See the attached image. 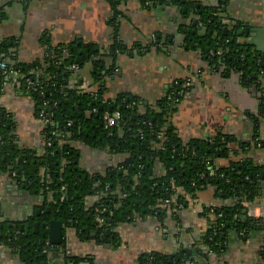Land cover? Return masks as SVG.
<instances>
[{"label": "trees", "instance_id": "obj_1", "mask_svg": "<svg viewBox=\"0 0 264 264\" xmlns=\"http://www.w3.org/2000/svg\"><path fill=\"white\" fill-rule=\"evenodd\" d=\"M124 1L108 0L114 12L112 44L107 54L114 60L111 71L119 55L134 51L124 44L115 28ZM139 1L146 6H193L188 0ZM200 14L202 33L192 34L191 46L200 51L212 69L235 72L246 86L257 87L260 108L252 140L242 142L219 129L209 139L183 141L172 118L186 93V81L175 82L155 107L144 106L143 99L126 93L107 99V88L98 76L94 80L101 82L96 88L72 86L77 71L74 65L81 69L86 62L94 61L97 67L104 61L97 57L95 44L61 46L44 62L29 66L8 63L23 75L19 79L34 98L38 114L44 110L49 118L44 148L38 154L18 145L11 120L0 109V172L7 173L18 187L43 196L44 212L35 220L43 224L57 218L81 239L113 245L119 241L116 228L120 225L150 216L163 221L170 210L187 204V196L214 188L215 195L227 203L204 211L205 216H213L211 227L201 238L209 252H221L224 234L235 231L248 237L264 231V218L250 217L247 212L248 204L261 198L264 188V164H256L252 154L264 151L259 122L264 119V53L242 42L239 26H227L225 33L220 18L210 9L202 8ZM149 48L138 45L135 50L147 53ZM31 70L35 72L31 74ZM0 76L2 80L13 77L2 71ZM27 79L38 84L39 91L30 89ZM106 112L121 114L109 128L104 120ZM76 143L112 154H127L128 158L105 174L90 173L78 166ZM89 198L93 199L91 203ZM167 199L171 200L169 205H165ZM46 235L44 226L36 232L31 225L13 227L0 220V247L13 251L26 264L47 260L41 252ZM51 251L64 253L66 249L60 246ZM262 255L264 258V246ZM80 261L64 254L63 264ZM139 264L170 262L167 255L152 251L143 253Z\"/></svg>", "mask_w": 264, "mask_h": 264}, {"label": "crops", "instance_id": "obj_2", "mask_svg": "<svg viewBox=\"0 0 264 264\" xmlns=\"http://www.w3.org/2000/svg\"><path fill=\"white\" fill-rule=\"evenodd\" d=\"M188 1L192 7L146 6L139 0H125L115 28L124 44L134 51L119 55L111 71L114 60L107 54L112 44L114 12L108 0H0V55L10 64L29 66L44 62L61 46L95 44L97 57L104 61L97 67L94 61H88L77 68L72 86L89 90L102 81L107 99L126 93L143 99L144 106L155 107L175 82L186 81V93L172 118L183 141L209 139L219 129L242 142L251 141L260 108L257 87L246 86L235 72L212 69L200 51L191 46L190 38L195 32L202 33V8L216 14L224 27L236 25L239 31L246 26L264 27V0ZM138 45L150 46L149 51L137 53ZM251 47L256 50V45ZM96 76L101 81L96 82ZM19 77L23 75L5 80L0 76L1 113L11 120L18 145L41 154L45 122ZM259 122L264 133V119ZM75 145L79 168L90 173L105 174L128 158L127 154H112L83 143ZM252 154L256 164H264V151ZM92 201L88 199V203ZM186 201L183 208L170 210L163 221L150 216L120 225L116 228L119 241L113 245L81 239L63 223L62 244H48L66 251H51L46 263L63 264L66 253L80 258L78 264H139L143 253L156 251L167 255L170 264H264V231L248 237L233 231L223 237L220 253L209 252L203 246L201 238L211 227L213 217L205 216L204 211L227 203L215 195L214 188L189 195ZM44 204L40 193L18 187L7 173L0 172L2 222L23 228L36 222L43 226L35 218L44 212ZM248 205L264 207V188L262 197ZM187 248L192 250L188 258ZM0 264L26 263L13 251L0 247Z\"/></svg>", "mask_w": 264, "mask_h": 264}, {"label": "water", "instance_id": "obj_3", "mask_svg": "<svg viewBox=\"0 0 264 264\" xmlns=\"http://www.w3.org/2000/svg\"><path fill=\"white\" fill-rule=\"evenodd\" d=\"M198 22H195L194 25L196 26ZM204 22L200 23V28L202 29ZM224 32L227 33L228 27H224ZM195 34V33H194ZM239 35L242 37H246V41L244 42L246 45H256V50L259 53H264V27H250L246 26L244 31H239ZM5 56L0 55V61L5 60ZM12 64V63H11ZM43 226L46 227L47 224L43 223ZM23 227V226H22ZM35 227L39 228V222L35 223ZM49 231L44 239V242H46V239L49 241L50 244H62L63 242V223L61 220L54 218L49 221L48 223ZM226 235L224 234L223 237ZM186 250L188 256L187 258L192 254V250L187 248ZM188 260V259H187ZM42 264H46L43 262Z\"/></svg>", "mask_w": 264, "mask_h": 264}, {"label": "built area", "instance_id": "obj_4", "mask_svg": "<svg viewBox=\"0 0 264 264\" xmlns=\"http://www.w3.org/2000/svg\"><path fill=\"white\" fill-rule=\"evenodd\" d=\"M73 68L77 69L78 66L74 65ZM0 71H2L3 73H9L12 76H20V71L16 70V69H13V68H10L9 65H8V62L5 61V60L0 61ZM27 85L30 87V89H32L34 91H39L40 87H38V84L35 85V83L32 80L27 79ZM40 116L42 117V119L44 120L45 123H48L49 118L46 115L44 110H42L40 112ZM120 118H121V114L119 112H116L113 115L109 114V112H106L105 115H104V120L106 122V127L107 128L112 127L113 125H115L118 122V120ZM70 124H71V122H70ZM47 143H48V145H50L51 144V140L48 139ZM212 174H214V172H212ZM170 203H171L170 199H167L165 201V205H169ZM180 208H183V206L180 205L178 209H180ZM247 212H248V215L250 217L264 218V207H256L255 205H250V206L248 205ZM98 219H99V221L101 223H103L104 220L102 218H98Z\"/></svg>", "mask_w": 264, "mask_h": 264}, {"label": "flooded vegetation", "instance_id": "obj_5", "mask_svg": "<svg viewBox=\"0 0 264 264\" xmlns=\"http://www.w3.org/2000/svg\"><path fill=\"white\" fill-rule=\"evenodd\" d=\"M21 227H22V226H21ZM33 227H34V230H35L36 232L40 231V227H41V226H39V228L37 229V228L35 227V223H34ZM22 228H23V227H22ZM46 236H47V235H46ZM47 243H48V240L46 239L45 246L42 247V249H41V252L43 253L44 256H48V254L51 252V249H55V248H57V247H54V246L52 247V246L48 245ZM3 249H4V248H3ZM43 262L46 263V260H42V261H41V264H42ZM46 264H47V263H46Z\"/></svg>", "mask_w": 264, "mask_h": 264}]
</instances>
